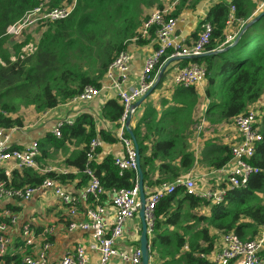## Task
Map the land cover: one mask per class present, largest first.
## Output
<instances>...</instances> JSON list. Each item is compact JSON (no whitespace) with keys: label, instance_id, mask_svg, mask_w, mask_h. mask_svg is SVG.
<instances>
[{"label":"trees","instance_id":"16d2710c","mask_svg":"<svg viewBox=\"0 0 264 264\" xmlns=\"http://www.w3.org/2000/svg\"><path fill=\"white\" fill-rule=\"evenodd\" d=\"M43 1H48L51 9L74 2L0 0V126L6 129L24 127L25 119L18 114L21 105L32 106L40 113L71 101L87 86L101 88L110 64L139 36L146 17L145 9L162 8L164 4V0H76L66 18L46 22L47 29L32 56L19 54L22 49L20 45L16 50L17 57L13 60L5 49L7 28L20 22ZM198 1L169 0L174 8L172 15L177 17L184 8H194ZM261 2L264 0L221 2L212 6L201 22L214 25L206 50L215 51L229 44L224 45V42L232 5L235 6V23L238 27L235 38L247 23L254 20L235 46L189 59L207 68L205 96L209 105L206 117L213 123L228 122L246 113L264 95V6L260 8ZM201 28L199 26L193 33L194 39ZM149 38H139L136 43L144 44ZM160 64L155 67L151 78L158 73ZM165 76L166 73L155 89L163 84ZM172 101L174 104L167 107L170 111L168 122L176 124V130L168 132L166 126L162 125L166 115L158 118L156 109L150 106L133 129L145 191L156 184L175 181L184 172L191 170L195 160L194 152L185 142V135L187 127L196 123L193 115L198 103L197 90L195 87L177 86ZM161 104H168V101L161 100ZM123 110L119 98L109 99L103 107V116L108 121L116 122ZM258 110L257 125L261 129L262 140L249 162L259 173L251 178L246 187L230 190L224 202L219 205L188 195L183 187L161 199L154 209V236L148 237L150 263L212 264L199 254H210L213 251L217 236L211 231L215 229L234 232L243 240L258 235L259 227L264 224V106H259ZM180 129L184 133H178ZM151 134L157 136L152 139ZM96 136L108 143L117 141L109 131L97 128L93 115L82 113L73 124L63 127L60 139L49 135V145L40 142L43 146L42 154L45 155L46 149L51 146L61 148L72 143L76 149L66 160L67 165L82 172L86 165L88 143ZM231 156V146L218 142L211 143L202 153L203 160L215 169L227 165ZM177 158L179 165L174 164ZM156 160L160 162L157 168ZM94 167L107 190L132 188L137 182L138 172H120L112 156H106ZM156 171L157 178H154ZM81 175L86 182V176ZM70 176L66 174L58 177L64 179ZM5 177L0 172V179ZM46 177L57 175L24 169L20 173L15 172L11 179L17 187L37 186ZM204 207L210 209V214L200 213ZM0 220L3 218L0 217ZM5 264H20V256L15 255Z\"/></svg>","mask_w":264,"mask_h":264},{"label":"built area","instance_id":"2783aa9c","mask_svg":"<svg viewBox=\"0 0 264 264\" xmlns=\"http://www.w3.org/2000/svg\"><path fill=\"white\" fill-rule=\"evenodd\" d=\"M75 2L76 0L63 7L51 9L43 18L46 21L66 18L73 10ZM170 6L173 8L172 5ZM39 7L34 8V10ZM173 9L154 8L143 22L139 36L132 40L136 42L139 38L147 39L153 35L156 44L153 53L145 61L138 84L127 89L122 88L128 81L132 61V55L126 49L120 52L110 64L101 88L87 86L81 94L72 99L74 101H93L100 95L103 88L108 87L104 82L105 80L111 81V87L117 90L118 98L124 110L116 121V138L121 143L123 151L113 158L114 164L120 172L124 170L138 171L137 159L139 154L131 136L134 129L132 120L138 109L134 105L155 85L161 67L170 58L176 60L187 58L189 60L209 52L206 47L212 38L214 25L210 22H204L197 38L191 41L188 37L178 33L181 17L173 16ZM236 21L235 6L232 5L227 29ZM16 24L9 26L7 32ZM236 34L232 36L226 34L227 41L225 40L224 45L230 43ZM162 58L164 60L160 64ZM159 64L158 73L154 78H151V74ZM206 75L207 68L204 64L190 61L177 68L176 73L171 76L172 84L174 86L196 87L206 78ZM207 110L208 106L204 107L198 117L199 125L203 129L207 128ZM258 118V112L253 108L234 118L238 141L231 147L230 161L218 169L225 174L223 180L215 185L201 187L197 184L193 173L188 172L175 181L162 182L146 193L145 221L148 237L154 236V209L156 205L164 197L174 194L177 188L183 187L186 194L219 205L224 202L230 190L240 189L248 185L251 178L259 173V170L249 162L255 155L257 145L262 140V132L257 125ZM129 119H131L130 124L127 123ZM73 123L69 119L58 120L52 129V135L60 139L63 127ZM15 129H6L0 126V172L6 176L5 179H0V203L5 200L21 202L30 199L41 190L49 189L68 209L72 219L68 224L69 230L80 229L87 232L88 240L78 243L73 251L63 254L57 262H52L49 258V251L53 244L52 238L55 228L50 225L38 231L29 223H21L18 215L6 209L4 213L6 219L0 220V264L7 256L8 249L13 242L11 232L16 228L19 234L18 244L21 249L19 252L20 264H93L88 251L97 253L98 261L96 264H109L113 257H118L125 264H141L142 250L140 246L129 251L118 246V241L123 237L127 223L139 216L138 178L132 188L107 190L102 185L94 165L98 164L100 152L107 142L98 136L89 141L85 168L82 172L77 170L78 173L86 176V184L79 193H74L58 177L69 174L68 172H55L56 169L44 166L40 161L42 149L39 140H32L23 147H18L13 143L12 131ZM212 131L210 130V132ZM24 169L33 170L40 174L52 172L57 177H46L37 186L17 187L13 185L11 179L13 174L15 172L20 173ZM107 195L111 196L109 204L104 199ZM259 229L255 238L247 240L241 239L234 232L218 231L220 245L210 254L201 253L199 255L201 258L211 260L214 264H264V224Z\"/></svg>","mask_w":264,"mask_h":264},{"label":"crops","instance_id":"0c3cea01","mask_svg":"<svg viewBox=\"0 0 264 264\" xmlns=\"http://www.w3.org/2000/svg\"><path fill=\"white\" fill-rule=\"evenodd\" d=\"M231 1L232 0H199L195 4L194 8H184V10L179 15L181 20L179 22L178 33L188 37L191 39V41L194 40L193 33L199 26H202L201 22L206 17V14L209 12L210 8L218 3H229ZM150 38L149 41L144 44H138L135 41H131L129 43L127 50L132 55V61L130 64L128 81L122 86V88L127 89L138 84L144 69L145 61L147 57L153 53L156 46L153 36ZM189 62L190 61L187 58H181L173 61L170 64L163 84L156 90L155 93H151L150 96L146 97L138 107L137 111L140 109V107H142V112L135 119L133 118L132 125L134 127L140 120L146 108L150 106L156 109L158 118L163 114L166 115L164 120H162V125L166 126V130H168V132H173L177 129L176 124H170L168 122L170 111L167 109V107H170L172 103L174 104L172 99L175 94V88L177 87L172 84L171 76L176 73L178 67H181L183 64ZM104 82L108 87L103 88L100 95L97 96L93 101L88 102L71 100L62 103L48 111L40 112V117L36 116L34 123H30L29 125H26L25 123L24 127L17 128L12 131L13 143L18 147H23L32 140L36 139L39 140V142H43L44 145H49L50 143L46 144V141L49 140V135H52V129L58 120L69 119L74 122L76 118L82 113H89L93 115L97 123V128H103L116 137L117 123L108 121L104 118L103 107L107 100L118 98V92L113 87H111V81L105 80ZM206 87V78L195 87L198 93V103L193 115L195 121L200 116V112L204 110V107L208 106L209 104L208 99L205 96ZM161 100L168 101V104L162 105ZM154 101H156L157 104H154ZM221 123L223 124L225 122ZM140 127L143 132H145L144 125L141 124ZM194 127L195 125L192 127L188 126L185 135L186 144L195 154V160L193 161V166L189 172L193 173L199 186L205 187L208 185H215L224 179L225 174L218 169L210 167V165H208L207 162L203 160L202 153L204 149L213 142L226 144L232 147L238 141L237 129L233 125H225L220 131L216 132L213 137L205 136L203 139L195 138L196 142H193L190 132L194 129ZM180 132L184 133V130L180 129L178 133ZM156 136V134H151L150 138L153 139V137ZM65 146L66 147L61 148L54 146L47 148L45 155L42 154L40 157V161H46L47 166L56 169L55 172H68L71 176L65 177L62 180L67 187L71 188L72 192L79 193V191L85 187V178H83L81 175L82 173H78V169L76 167L68 166L66 162V160L76 149V146L72 143H67ZM122 151V145L118 140L113 143L107 142L105 147L100 152L98 164L101 163L106 158V156L114 157L121 154ZM55 156H57L58 159L57 163L53 162ZM159 164L160 162L156 160L155 167L157 168ZM174 164L179 165V158L174 160ZM183 174L185 175L186 172ZM154 178H157V171ZM155 186H157V184ZM152 189L153 188L146 189V193ZM110 198L111 196L108 195L104 198L108 204L110 202ZM6 209L11 213L18 215L19 221L21 223H29L38 231L50 225L55 228L52 238L53 244L49 251V258L52 262H57L63 256V254L73 251L78 243L87 242L88 240L87 232L80 229H75L73 231L69 230L68 224L72 219L69 215L68 209L53 195L49 189L41 190L39 193L34 194L30 199L21 202H15L12 200H5L1 202L0 217H2L3 220L6 219L4 214ZM200 213L210 214V209L204 207ZM141 229L142 222L139 215L133 221L127 223L124 229V235L118 241V246L127 251L140 246ZM211 233H214L217 236V240L214 245L215 249L220 245L218 231L215 229L211 231ZM11 234L13 242L8 249L7 256L1 264H5L9 259L15 255H19V252H21L18 244L19 234L17 228L14 229ZM88 253L91 257V262L96 264L98 261L97 253L93 251H88ZM208 261L214 264L211 260ZM109 264L125 263H123L118 257H113Z\"/></svg>","mask_w":264,"mask_h":264},{"label":"rangeland","instance_id":"374dc122","mask_svg":"<svg viewBox=\"0 0 264 264\" xmlns=\"http://www.w3.org/2000/svg\"><path fill=\"white\" fill-rule=\"evenodd\" d=\"M260 5H261L260 8H262L264 6V2H261ZM39 6L40 7L38 9H35V10L32 9L33 11L31 10L26 15V17L21 20V22H19L15 26H13L12 29L8 30V32L6 33L7 42H6V48L5 49L8 53H10L11 58L13 60H15V58L17 57V53H16L17 51L16 50L20 45H21L22 49L20 50L19 54L25 55V56H32L35 53V50L37 48L40 37L42 36L44 31L47 29L48 23H46L47 21L43 18V16L51 10L50 4L48 3V1H43L39 4ZM154 8H159V7H152L149 9H145V16H146L145 20ZM162 8H168L171 10L173 9L170 6V3L168 0H164V4H163ZM237 31H238V27L236 26V23H233L232 25H230V28L227 29L226 34L228 36H230V35L232 36V35L236 34ZM157 89H155V91L153 93H155ZM160 99H163V98H160ZM208 102H209V100H208ZM259 102L260 103H257L256 106L253 107V110H255L256 112H259V110H258L259 106H262V105L264 106V95L261 97ZM154 104H157V102L154 101ZM141 112H142V107H140V109L137 111L134 119ZM201 113H202V111L200 112L199 115H201ZM18 114H20L24 117L26 125H29L30 123H34L36 116L40 117V115H41V113L36 111V108H34L32 106H23V105L20 106V110H19ZM197 120H198V122H197ZM197 120H196L197 124L195 123L196 126L190 132V135L192 137L193 142H196L195 138L203 139L207 135L209 137H213V135L216 134V132L220 131L225 125L235 126L234 119L222 124L221 122L220 123H213L206 117V127L207 128L203 129V127H201L199 125V118ZM210 130H213V131L210 132ZM47 143H51L50 138H49V140L46 141V144ZM54 158L55 159L53 160V162L57 163L58 162L57 156H55ZM42 164L44 166H47L46 161L42 162ZM263 255H264V252H263Z\"/></svg>","mask_w":264,"mask_h":264},{"label":"water","instance_id":"95a60500","mask_svg":"<svg viewBox=\"0 0 264 264\" xmlns=\"http://www.w3.org/2000/svg\"><path fill=\"white\" fill-rule=\"evenodd\" d=\"M254 22L251 21L249 23H247L244 28L240 31V33L237 35V37L235 38L234 41L230 42L225 48L222 49H218L215 51H209L206 52L202 55H208V54H212V53H218L220 51L223 50H227L230 49L231 47L235 46L238 41L240 40L241 36L243 35V33L246 31V29ZM176 59L174 58H170L160 69L158 75H157V80L155 85L150 89V91L144 95L140 100H138L135 103V107H139L141 105V103L144 101V99L149 96L151 93L154 92L156 85L158 83V81L160 80V78L162 77L163 74L167 73V69L169 67V65L175 61ZM131 119L128 120V124H130ZM131 136L134 139L133 141H135V138L133 137V133L131 132ZM137 152L139 154V150H138V145L136 142H134ZM137 163H138V188H139V197H140V218H141V222H142V229H141V238H140V248L142 250V261L141 264H150V250H149V238L147 235V225H146V221H145V204H146V191L144 188V182H143V171L140 167V156L138 155V159H137Z\"/></svg>","mask_w":264,"mask_h":264}]
</instances>
